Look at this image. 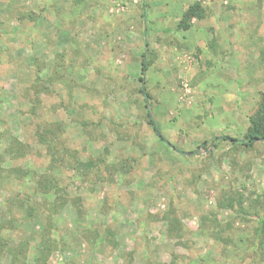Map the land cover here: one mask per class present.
<instances>
[{
    "label": "rangeland",
    "instance_id": "rangeland-1",
    "mask_svg": "<svg viewBox=\"0 0 264 264\" xmlns=\"http://www.w3.org/2000/svg\"><path fill=\"white\" fill-rule=\"evenodd\" d=\"M263 92L264 0H0V264H264Z\"/></svg>",
    "mask_w": 264,
    "mask_h": 264
},
{
    "label": "trees",
    "instance_id": "trees-1",
    "mask_svg": "<svg viewBox=\"0 0 264 264\" xmlns=\"http://www.w3.org/2000/svg\"><path fill=\"white\" fill-rule=\"evenodd\" d=\"M203 7L200 2H194L188 6L185 10L181 12V18L177 23V28L182 30H189L192 25V20L197 18L201 19L204 17ZM145 57V54H144ZM40 73L42 72V68H39ZM38 73V71H37ZM146 66H145V60H142V69H141V75L139 77V80L141 82L139 91L142 93L145 99V108L147 109V120L148 123L151 125L152 129L154 130L155 134L165 142L166 145H168L170 148H172L177 153H180L182 155H189L190 152H186L183 150H179L176 145L171 143L169 140H167L163 133L161 132L157 122L154 119V116L152 115V112L150 110V94L146 90ZM41 77V76H40ZM14 151L11 150L13 155L15 154V157L24 156L26 155V144L22 142L19 138L14 139ZM222 141H231L235 144H241L246 147H252L258 142L264 141V92L260 94V98L257 104L256 110L250 115L249 117V127L247 129V132L244 134V136L235 138L228 135H215L211 137L209 140H206L202 143L203 146H206V144H211L212 146L216 147L218 146ZM9 149L13 148V145L8 146ZM196 153V151L192 152ZM43 186L50 190H55V187H58V179L54 177H48L47 179H44ZM260 228L259 231H262L264 236V216L260 217ZM51 243L46 238H43L42 244L39 248L40 251V260H44L45 255L50 247ZM17 252L14 250V263L13 264H19L15 263V259L19 258V255H16ZM203 264H219L215 260H211L209 262H204Z\"/></svg>",
    "mask_w": 264,
    "mask_h": 264
},
{
    "label": "crops",
    "instance_id": "crops-1",
    "mask_svg": "<svg viewBox=\"0 0 264 264\" xmlns=\"http://www.w3.org/2000/svg\"><path fill=\"white\" fill-rule=\"evenodd\" d=\"M182 11H183V10H181L180 12H182ZM177 29H178V28H177ZM181 30H182V29H180V31H181ZM180 31H178V32H180ZM134 45H136V44L134 43ZM135 47H136V46H133V47H132V49H131L132 52H135ZM137 48H139V53H138V54H139V55L142 54V55L144 56L145 51H146V48L144 49V47H143V46L141 47V45H139ZM141 69H142V68H141ZM140 74H141V70H140V73H139V77H140ZM157 124H158V123H157ZM158 126H159V124H158Z\"/></svg>",
    "mask_w": 264,
    "mask_h": 264
}]
</instances>
